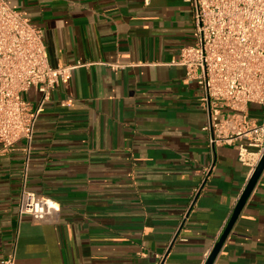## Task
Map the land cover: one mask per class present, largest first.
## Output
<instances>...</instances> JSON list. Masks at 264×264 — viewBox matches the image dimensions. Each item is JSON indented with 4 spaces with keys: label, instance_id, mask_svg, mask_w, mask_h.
Segmentation results:
<instances>
[{
    "label": "crops",
    "instance_id": "obj_1",
    "mask_svg": "<svg viewBox=\"0 0 264 264\" xmlns=\"http://www.w3.org/2000/svg\"><path fill=\"white\" fill-rule=\"evenodd\" d=\"M7 2L44 30L52 66L77 67L45 102L27 163L24 140L0 155V263L15 246V264H203L251 170L234 146L210 152L201 89L177 63L195 42L190 4ZM245 111L263 121L260 105ZM24 183L60 204L56 222L19 217ZM213 264H264V170Z\"/></svg>",
    "mask_w": 264,
    "mask_h": 264
},
{
    "label": "built area",
    "instance_id": "obj_2",
    "mask_svg": "<svg viewBox=\"0 0 264 264\" xmlns=\"http://www.w3.org/2000/svg\"><path fill=\"white\" fill-rule=\"evenodd\" d=\"M146 5L150 0H143ZM193 11L195 42L182 46L178 65L201 89L210 152L231 145L250 167V178L264 156V0H187ZM77 65L52 66L44 30L22 12L0 0V155L26 142V163L35 127L49 95L68 82ZM113 68L120 64H112ZM41 97L35 107L25 93ZM262 108L263 121L245 111ZM61 211L53 198L23 184L18 215L36 222H56ZM209 254L203 264L206 263ZM16 249L0 264H15Z\"/></svg>",
    "mask_w": 264,
    "mask_h": 264
},
{
    "label": "water",
    "instance_id": "obj_3",
    "mask_svg": "<svg viewBox=\"0 0 264 264\" xmlns=\"http://www.w3.org/2000/svg\"><path fill=\"white\" fill-rule=\"evenodd\" d=\"M264 170V156L261 159V161L259 162L258 166L256 167L254 173L252 174L251 178L249 179L242 195L239 198V201L234 209V212L224 230V232L222 233L220 239L218 240V242L215 244L214 248L212 249L207 261L205 264H213L219 250L221 249L227 235L229 234L231 228L233 227L235 221L237 220L242 208L244 207L247 199L249 198L252 190L254 189L260 175L262 174Z\"/></svg>",
    "mask_w": 264,
    "mask_h": 264
}]
</instances>
